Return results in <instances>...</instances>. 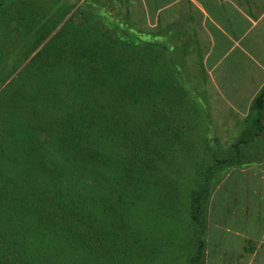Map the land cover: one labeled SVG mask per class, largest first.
Instances as JSON below:
<instances>
[{
  "label": "trees",
  "instance_id": "16d2710c",
  "mask_svg": "<svg viewBox=\"0 0 264 264\" xmlns=\"http://www.w3.org/2000/svg\"><path fill=\"white\" fill-rule=\"evenodd\" d=\"M62 1L0 0V264H170L186 234L174 180L190 93L180 73H145L125 28L97 24L111 11L65 21ZM263 109L264 89L250 118ZM239 164L199 174L192 264L214 171Z\"/></svg>",
  "mask_w": 264,
  "mask_h": 264
},
{
  "label": "crops",
  "instance_id": "0c3cea01",
  "mask_svg": "<svg viewBox=\"0 0 264 264\" xmlns=\"http://www.w3.org/2000/svg\"><path fill=\"white\" fill-rule=\"evenodd\" d=\"M111 4V24L125 28L146 58L147 48H157L167 70L205 73L211 91L240 120L250 118L264 89V0ZM254 115L262 129L255 123L241 147L245 160L225 172L209 198L204 264H264V109Z\"/></svg>",
  "mask_w": 264,
  "mask_h": 264
},
{
  "label": "rangeland",
  "instance_id": "374dc122",
  "mask_svg": "<svg viewBox=\"0 0 264 264\" xmlns=\"http://www.w3.org/2000/svg\"><path fill=\"white\" fill-rule=\"evenodd\" d=\"M63 4L65 5V10L72 7L65 21L73 15H75V17L81 16L82 12H89L90 9L100 11L102 8L103 11L110 12L113 5L111 4V0H71L69 3L64 0L61 2V5ZM97 24L102 29L112 26L111 20L103 17L97 20ZM129 39L133 42L136 41L135 39ZM135 51L138 59L140 56L142 57L145 73H180V71L174 72L167 70L166 63H159L157 48L156 50L147 48V51L145 50L147 58L144 55V47H142V49H135ZM21 68L18 69L16 73H18ZM175 85L180 86V94L182 96L188 95L183 89L184 86L189 91L190 94L188 95L189 99L186 106L190 108V115L193 119L189 122L192 128V135L189 139L191 148L189 152L185 148L180 150L177 163L179 169L175 171L179 179L174 180V186L178 192L177 203L180 210H183L182 223L186 234L177 245L175 251L176 255L174 259L171 260L170 264H192V258L197 251V225L193 224L191 213L193 209V198L199 190V184L197 183L199 174L201 171H205L210 165H213L215 160L220 158L233 157L235 161L239 163L245 160L244 154L241 155V152H236L235 145L241 138L245 140L251 138V133H255L253 130L256 125L253 123L255 115L247 120H240L238 116L211 91L205 73H180L178 78H176ZM242 146L244 147V144H242L241 147ZM203 149L206 152H204ZM207 157H209V160L206 161ZM183 162L188 163L186 166L188 168L185 170L182 169ZM224 172L225 169L217 168L210 180L211 191L207 197V204H205L204 215L202 217L205 221V228L209 198L218 182L222 179ZM180 214L182 216L181 211ZM188 236H192L191 240L188 239ZM196 264H204V262Z\"/></svg>",
  "mask_w": 264,
  "mask_h": 264
}]
</instances>
